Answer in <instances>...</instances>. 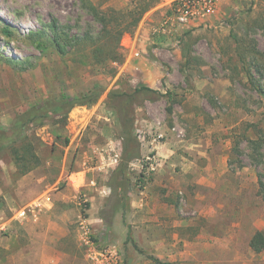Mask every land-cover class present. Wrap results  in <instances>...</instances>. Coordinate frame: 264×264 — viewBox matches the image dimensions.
Wrapping results in <instances>:
<instances>
[{
	"label": "rangeland",
	"instance_id": "rangeland-1",
	"mask_svg": "<svg viewBox=\"0 0 264 264\" xmlns=\"http://www.w3.org/2000/svg\"><path fill=\"white\" fill-rule=\"evenodd\" d=\"M87 1L100 9L129 5ZM162 3L169 11L159 25L173 18L177 0L155 6ZM216 4L186 27L170 23L158 35L170 45H159L156 56L150 46L145 65L137 56L128 62L138 25L122 37L125 60L112 74L96 62L90 40L64 56L23 40L43 28L50 35L51 25L70 37L94 36L99 25L80 0H0V56L25 62L0 59V128L47 96L104 89L92 106L71 109L65 126L48 122L31 132L39 167L17 177L10 156L0 159V264H264V250L249 246L258 228L264 233V147L262 164L254 165L246 142L264 129V95L246 77L250 61H259L260 73L248 68L264 91V0ZM4 24L19 39L3 37ZM140 85L172 93L175 104L171 115L164 98L135 110L141 158L130 164L126 209L112 211L108 181L121 128L107 94ZM250 124L258 126L245 132Z\"/></svg>",
	"mask_w": 264,
	"mask_h": 264
},
{
	"label": "trees",
	"instance_id": "trees-1",
	"mask_svg": "<svg viewBox=\"0 0 264 264\" xmlns=\"http://www.w3.org/2000/svg\"><path fill=\"white\" fill-rule=\"evenodd\" d=\"M160 0H129V5L123 9H115L106 7L100 9L87 0H80L82 6L91 15L93 20L99 25L98 32L91 36L84 33L80 36H68L60 33L55 25H51L50 35L43 28L41 30L30 32L23 39L34 45L38 50L52 47L59 55H66L70 49L82 47L86 41H92L90 47L93 50V56L96 62L106 63L110 65L112 74L115 73L116 66L121 65L125 60L124 50L121 46V39L124 35H132L142 20L145 13L155 7ZM1 34L6 39H19L18 33L7 24L1 28ZM239 42L236 41L235 48ZM251 48L253 52H257L256 41L251 40ZM263 55L264 53H258ZM241 63H245V57L238 54ZM0 59L13 66H22L25 62L15 61L0 56ZM25 66V65H24ZM255 73L261 72V64L253 59L247 66L246 77L252 88L259 94L264 95V91L259 81L251 73L250 69ZM104 92L102 88H94L85 94L77 97L60 95L59 97L47 96L40 102L28 107L25 111L18 114L10 126L0 128V159L6 155L10 156L11 161L16 169V176H24L42 164L41 158L37 153L34 137L31 132L37 128L43 127L48 122L59 123L65 126L67 115L77 106H92L95 104L101 94ZM164 98L167 102L165 108L166 113L171 115L175 100L172 93L160 91L150 88L147 85H140L134 88L127 87L125 89L118 88L110 90L107 94L106 105L116 111L117 118L121 128V147L120 156L117 166L114 168L108 187L111 190V198H113L112 211L115 208L126 209L128 198V187L130 179L128 171L133 161L141 158L140 143L134 134V113L135 110L145 102H156ZM257 124H250L245 132L257 127ZM256 139L246 138V142L252 151L251 160L254 165L262 164L263 155L260 153L264 147V129H257ZM68 140L65 139V144ZM240 141H236L233 147L235 154H241ZM263 175L258 174L259 194L264 199V182ZM249 246L256 254L264 250V233L261 230L255 231L252 235ZM157 264H163L156 261Z\"/></svg>",
	"mask_w": 264,
	"mask_h": 264
},
{
	"label": "crops",
	"instance_id": "crops-1",
	"mask_svg": "<svg viewBox=\"0 0 264 264\" xmlns=\"http://www.w3.org/2000/svg\"><path fill=\"white\" fill-rule=\"evenodd\" d=\"M168 11H169V6H167L166 3H162L155 6L145 14L143 19L141 20V23L139 24V27L137 28L135 36L132 39H130L131 44L128 47H126L128 53V62L130 61V59L135 60L137 56L139 57L138 60L143 62V64L145 65L144 61L147 59H145L144 54L147 53L146 51H149L148 49L150 46H152L151 47L152 49H150L151 54L156 56L159 45L163 46L164 43L165 46L170 45V43L168 42L162 43L164 41L163 38L158 36L159 33L161 32L155 31V27L159 25L163 16L165 14H168ZM151 36H155V37H151ZM176 50L177 49H175V51ZM165 56L167 55H163V57ZM143 76H142L143 80H145L146 84L151 85V83L153 82L152 77L149 76V74H145V75L143 74ZM45 204H51L49 198H46ZM260 229L261 228H258L257 230Z\"/></svg>",
	"mask_w": 264,
	"mask_h": 264
},
{
	"label": "built area",
	"instance_id": "built-area-1",
	"mask_svg": "<svg viewBox=\"0 0 264 264\" xmlns=\"http://www.w3.org/2000/svg\"><path fill=\"white\" fill-rule=\"evenodd\" d=\"M217 0H177V5L173 8L174 15L165 18L156 32H163L170 23L178 27H186L195 19H201L214 13Z\"/></svg>",
	"mask_w": 264,
	"mask_h": 264
}]
</instances>
